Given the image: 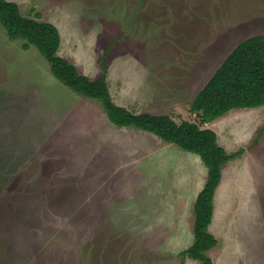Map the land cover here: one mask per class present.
<instances>
[{
  "label": "rangeland",
  "instance_id": "obj_1",
  "mask_svg": "<svg viewBox=\"0 0 264 264\" xmlns=\"http://www.w3.org/2000/svg\"><path fill=\"white\" fill-rule=\"evenodd\" d=\"M12 1L58 27L59 54L80 73L106 69L117 104L179 123L198 120L191 103L233 48L264 35V0ZM24 42L0 20V264H203L182 253L208 177L202 157L114 124ZM205 127L241 152L223 167L207 254L264 264V104Z\"/></svg>",
  "mask_w": 264,
  "mask_h": 264
},
{
  "label": "trees",
  "instance_id": "obj_2",
  "mask_svg": "<svg viewBox=\"0 0 264 264\" xmlns=\"http://www.w3.org/2000/svg\"><path fill=\"white\" fill-rule=\"evenodd\" d=\"M0 20L11 40L23 38L25 48L33 44L42 52L62 83L77 93L99 99L114 124L150 131L202 157L208 177L194 206V241L182 253L203 264H212L207 251L218 242L209 230L216 189L223 177V167L241 152L229 153L219 143L217 132L205 125L230 109L264 104V35L247 37L233 48L191 103L190 110L198 120L179 123L167 114L138 113L117 104L106 69L96 79L80 73L75 63L59 54L58 27L50 21L25 16L16 1L0 0Z\"/></svg>",
  "mask_w": 264,
  "mask_h": 264
},
{
  "label": "crops",
  "instance_id": "obj_3",
  "mask_svg": "<svg viewBox=\"0 0 264 264\" xmlns=\"http://www.w3.org/2000/svg\"><path fill=\"white\" fill-rule=\"evenodd\" d=\"M194 224H195V212H194ZM192 226V225H191ZM193 243V242H192ZM190 257H186V259H189ZM187 261H189V260H187ZM187 264H191V263H187ZM259 264H261V263H259Z\"/></svg>",
  "mask_w": 264,
  "mask_h": 264
}]
</instances>
